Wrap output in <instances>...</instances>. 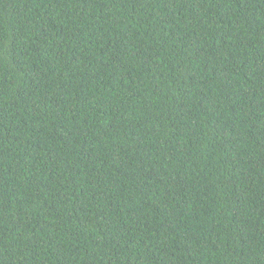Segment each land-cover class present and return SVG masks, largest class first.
<instances>
[{
    "label": "trees",
    "instance_id": "1",
    "mask_svg": "<svg viewBox=\"0 0 264 264\" xmlns=\"http://www.w3.org/2000/svg\"><path fill=\"white\" fill-rule=\"evenodd\" d=\"M0 264H264V0H0Z\"/></svg>",
    "mask_w": 264,
    "mask_h": 264
}]
</instances>
